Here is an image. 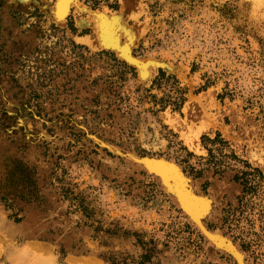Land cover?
<instances>
[{
  "label": "rangeland",
  "instance_id": "374dc122",
  "mask_svg": "<svg viewBox=\"0 0 264 264\" xmlns=\"http://www.w3.org/2000/svg\"><path fill=\"white\" fill-rule=\"evenodd\" d=\"M72 10L58 26L37 5L0 0V264L21 253L46 264L145 254V264H238L134 159L179 166L215 200L204 228L264 264V164L250 158L264 153V0H129L133 55L159 63L147 84L111 50L77 45ZM177 114L216 125L201 137L205 155L179 137Z\"/></svg>",
  "mask_w": 264,
  "mask_h": 264
},
{
  "label": "bare ground",
  "instance_id": "6f19581e",
  "mask_svg": "<svg viewBox=\"0 0 264 264\" xmlns=\"http://www.w3.org/2000/svg\"><path fill=\"white\" fill-rule=\"evenodd\" d=\"M18 1L20 2V0ZM24 1H28L33 5H37L43 8L44 11L48 14L49 16L48 18H50L58 26L65 25L67 16L69 15L70 12L73 11L72 9H75L74 10L75 19L78 28L79 27L82 28L86 26L90 28L92 32H94V35L96 37V41L94 43L97 45L98 48L96 49L92 47L91 48L93 49L92 51L94 50L99 51V49L102 51L111 50L116 54V56L120 60H124L129 65H133L137 68L139 74L138 75L139 80L141 83L147 84L150 81L151 76L153 75L152 73H154L157 69H159L158 62L154 60L143 61L141 59L136 58L133 55V49L137 45L138 39L140 37V32H139L140 30L136 28L135 25L132 26L129 24V19L133 18V15L131 16L132 13L131 14L128 13L129 0H121V4H122L121 10L116 12H109L107 10L92 11L86 6L80 5L79 0H56L54 7L51 9L46 7L45 0H23V2ZM136 17L137 16H134V18ZM135 21H137V19ZM184 110L187 114H189L190 105H186ZM185 120L186 119L183 120L184 125H186ZM174 124L177 125L178 123L174 121ZM195 135L196 134L186 135V133L181 129L180 136L182 139H184V142L189 149L193 148L191 143L194 142L192 141V139L194 140L193 136ZM116 152L117 151H115V153ZM261 155L264 156V153L260 154L258 152L255 153L253 156L251 155L250 157L252 159V162L257 166L258 165L262 166V164H264V158L263 156L260 157ZM132 158L133 157H131V159ZM132 163L134 164L136 163L139 166L144 165L147 171L160 176L161 185L164 188V190L170 196L176 199L179 205L192 217L191 221L195 223L198 227H200L201 231L210 242L209 245L210 248H214L215 250L222 249L227 253L231 252L232 253L231 255L238 264H246L244 260V255L229 239L221 236L218 233H209L204 228L203 221L210 212L212 201L208 197L195 194V192L193 191L190 185L189 178L185 176V174L180 170L179 166H177L176 164H172L171 162L165 161L163 159L161 160L156 159V161H150L147 159L144 160L134 159ZM41 246L43 245L30 246L31 247L30 249L33 250V252L35 253L38 252L44 253L46 249ZM15 264H46V263L38 257H35L27 253H21L15 259Z\"/></svg>",
  "mask_w": 264,
  "mask_h": 264
},
{
  "label": "crops",
  "instance_id": "0c3cea01",
  "mask_svg": "<svg viewBox=\"0 0 264 264\" xmlns=\"http://www.w3.org/2000/svg\"><path fill=\"white\" fill-rule=\"evenodd\" d=\"M74 13V17H75V11L73 12ZM87 17V16H86ZM76 24V19H75V34H72V37H73V40L75 41V43L79 46H82V47H86V48H89L91 49L92 47L93 48H98L97 45L94 43L96 41V37L94 35V32H87V30H91L90 28L88 27H82V28H78V26ZM86 32V33H85ZM88 46V47H87ZM91 46V47H90ZM100 50V49H99ZM188 105V104H187ZM186 107V106H185ZM173 119V120H172ZM180 115H170V122L173 126V128H176L178 133H179V137L181 138L180 134H181V129L186 133V135L188 134H191V135H194L196 134L195 136H193L194 140L192 139V149H190V151L193 153V154H196V155H199V156H203L206 154V149L205 147L202 145L201 143V137L202 135L210 132V130L213 128V127H216V125H212V124H208L207 122L203 121V122H199V123H192L191 121L187 122L186 125L183 124V120ZM174 121L177 122L178 126L174 124ZM180 129H179V128ZM183 127V128H182ZM232 131V130H231ZM231 131H228L231 132ZM231 137V136H229ZM232 138V137H231ZM182 139V138H181ZM183 142H184V139H182ZM185 143V142H184ZM188 147V146H187ZM230 188L234 189L235 192H239V188L237 187V185H233L231 184L230 182L227 184ZM223 185H220L219 184V187H221ZM227 186V187H228ZM213 191V189H212ZM214 192V191H213ZM210 194V193H209ZM208 197V196H206ZM215 200L213 199L212 200V207H213V204H214ZM222 236V235H221ZM224 237V236H223ZM46 247V246H45ZM48 249V248H46Z\"/></svg>",
  "mask_w": 264,
  "mask_h": 264
},
{
  "label": "trees",
  "instance_id": "16d2710c",
  "mask_svg": "<svg viewBox=\"0 0 264 264\" xmlns=\"http://www.w3.org/2000/svg\"><path fill=\"white\" fill-rule=\"evenodd\" d=\"M236 181H239V179L237 178ZM245 192H246V189H245ZM242 248L244 251L247 250L244 244L242 245ZM150 259H151V256L148 254H145V255L141 256L140 264H145V263L149 262Z\"/></svg>",
  "mask_w": 264,
  "mask_h": 264
}]
</instances>
